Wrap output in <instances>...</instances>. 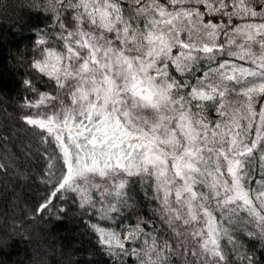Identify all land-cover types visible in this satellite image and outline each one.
Here are the masks:
<instances>
[{
  "label": "snow or ice",
  "instance_id": "obj_1",
  "mask_svg": "<svg viewBox=\"0 0 264 264\" xmlns=\"http://www.w3.org/2000/svg\"><path fill=\"white\" fill-rule=\"evenodd\" d=\"M29 7L37 211L75 194L113 264H264V0Z\"/></svg>",
  "mask_w": 264,
  "mask_h": 264
},
{
  "label": "trees",
  "instance_id": "obj_2",
  "mask_svg": "<svg viewBox=\"0 0 264 264\" xmlns=\"http://www.w3.org/2000/svg\"><path fill=\"white\" fill-rule=\"evenodd\" d=\"M30 3L0 0V158L10 165L7 174L0 175V264H113L89 227L95 217L82 215L79 198L71 199L75 194L37 211L51 187L43 182L46 162L28 148L37 130L22 120L36 111L22 107L28 93L21 80L30 74L22 58L31 56L36 31L45 23L30 10ZM135 195L142 206L135 211L150 213V207L143 206L142 190L137 188ZM61 207L63 212L58 211ZM125 215L131 216V224L136 222L131 212Z\"/></svg>",
  "mask_w": 264,
  "mask_h": 264
},
{
  "label": "rangeland",
  "instance_id": "obj_3",
  "mask_svg": "<svg viewBox=\"0 0 264 264\" xmlns=\"http://www.w3.org/2000/svg\"><path fill=\"white\" fill-rule=\"evenodd\" d=\"M32 145H33V143H31V146L29 145L28 148L31 149V150H33V151H35V149L32 148Z\"/></svg>",
  "mask_w": 264,
  "mask_h": 264
}]
</instances>
